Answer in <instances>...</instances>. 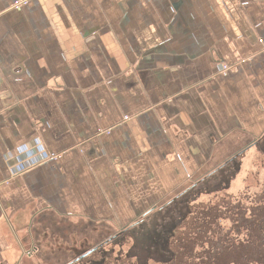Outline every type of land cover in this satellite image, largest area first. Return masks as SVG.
Segmentation results:
<instances>
[{
	"label": "crops",
	"instance_id": "0c3cea01",
	"mask_svg": "<svg viewBox=\"0 0 264 264\" xmlns=\"http://www.w3.org/2000/svg\"><path fill=\"white\" fill-rule=\"evenodd\" d=\"M17 1L0 0V264L65 262L55 233L128 229L263 142L264 0Z\"/></svg>",
	"mask_w": 264,
	"mask_h": 264
},
{
	"label": "rangeland",
	"instance_id": "374dc122",
	"mask_svg": "<svg viewBox=\"0 0 264 264\" xmlns=\"http://www.w3.org/2000/svg\"><path fill=\"white\" fill-rule=\"evenodd\" d=\"M168 204L128 229L74 225L65 240L67 230L51 236L50 242L55 245L52 249L69 253L65 262L46 263L39 256L37 263L26 258L21 264H233L230 254L218 247L224 226L236 228L238 236L245 234L242 221L231 213L264 211V140L216 176ZM215 234L217 238L212 239ZM234 241L236 246L241 245L240 239ZM261 251L260 260H256L257 247L248 245L247 256L251 259L247 264H264ZM217 252L222 256L220 260ZM237 255L231 252L232 257Z\"/></svg>",
	"mask_w": 264,
	"mask_h": 264
},
{
	"label": "trees",
	"instance_id": "16d2710c",
	"mask_svg": "<svg viewBox=\"0 0 264 264\" xmlns=\"http://www.w3.org/2000/svg\"><path fill=\"white\" fill-rule=\"evenodd\" d=\"M247 212H249V211H247ZM249 214H246V212L243 213L242 215H238L236 212L231 213V216L233 215V217L238 218L242 221L241 226L244 228L243 230L245 232V234H244L245 237L242 236L241 234H239V236L236 235V233H237L236 228L230 229V227L228 228V226L227 227L224 226L226 228V230H225L226 232L225 231L223 232V235H222V238L220 239V244H219L218 248H220L221 251L223 250L226 253V255L230 254L231 260H233V264H237V262H240V264H247V260L251 259L247 256L248 245H254L255 247H257V252L254 254V258L256 260H260V257H261L260 253L262 252L261 250H264V211L260 214H258V213L254 214L253 212L250 211ZM231 216H228L229 219H231ZM242 227H240L239 230H241ZM243 230H241V231H243ZM214 238H217L216 234H215V236H213L212 239H214ZM236 238L242 239V244L240 246H235V245L231 244L234 242V240ZM253 238H261V240L259 242L253 241ZM229 239L231 240L230 243L226 241ZM227 244H230V245L227 246ZM224 245H226V246H224ZM258 247L260 248V251H259ZM221 251H219V252H221ZM219 252H217V254ZM231 252H234L235 255H237L239 253L241 258H239V255H237L236 257H232ZM220 255L221 254L217 255L219 260L222 258V256H220ZM217 263H218L217 261L213 262V264H217Z\"/></svg>",
	"mask_w": 264,
	"mask_h": 264
},
{
	"label": "built area",
	"instance_id": "2783aa9c",
	"mask_svg": "<svg viewBox=\"0 0 264 264\" xmlns=\"http://www.w3.org/2000/svg\"><path fill=\"white\" fill-rule=\"evenodd\" d=\"M26 4H27L26 0H19L15 3L14 7L18 9V8L25 6ZM228 70H229V67L226 64H223V68H222L223 73H226Z\"/></svg>",
	"mask_w": 264,
	"mask_h": 264
},
{
	"label": "flooded vegetation",
	"instance_id": "af4514ba",
	"mask_svg": "<svg viewBox=\"0 0 264 264\" xmlns=\"http://www.w3.org/2000/svg\"><path fill=\"white\" fill-rule=\"evenodd\" d=\"M238 240H239V239H238ZM240 240H241V244H242V239H240ZM226 241H227V242H229V243L231 242V240H230V239H229V240H226ZM235 242H236V241H234V242H233V243H231V244L235 245V244H234ZM228 245H230V244H227V246H228ZM224 246H226V245H224ZM235 246H236V245H235ZM220 256H221V255H220Z\"/></svg>",
	"mask_w": 264,
	"mask_h": 264
}]
</instances>
